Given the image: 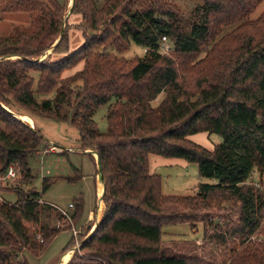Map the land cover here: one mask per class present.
<instances>
[{"label": "trees", "instance_id": "trees-1", "mask_svg": "<svg viewBox=\"0 0 264 264\" xmlns=\"http://www.w3.org/2000/svg\"><path fill=\"white\" fill-rule=\"evenodd\" d=\"M156 1L136 9L135 0H106L101 7L74 0L72 12L82 14L87 30L105 28L70 51L67 3L8 0L2 10L28 12L33 19L30 27L0 37V175L14 166L23 183L33 182L30 160L49 147L41 130L19 116L70 122L79 131L80 149L98 154L105 210L67 264H214L165 254L162 227L195 222L198 213L218 215L225 203L239 211L231 232L240 241L229 264H264V238L253 239L264 236V191L249 182L255 170L264 179V12L251 19L264 0H203V14L192 19ZM163 37L172 43L169 52H161ZM211 42L206 56L193 60ZM131 43L146 54L127 59L95 50L110 44L120 53ZM52 46L61 56L39 61ZM82 61L81 70L63 76ZM30 70L40 73L36 91ZM51 91L53 98L37 99ZM12 101L23 110L14 111ZM100 106L108 107L104 133L94 120ZM199 132L219 134L223 142L208 149L190 139ZM150 155L197 163L200 176L211 181L200 182L193 195H166L162 176L150 170ZM76 177L66 179L81 175ZM53 182L44 177L41 190L5 188L17 200L0 201V264H29L22 251L44 252L62 231L41 221L46 209H54L40 203ZM74 201L73 217L80 219L84 200ZM29 224L40 226L32 230Z\"/></svg>", "mask_w": 264, "mask_h": 264}, {"label": "rangeland", "instance_id": "rangeland-1", "mask_svg": "<svg viewBox=\"0 0 264 264\" xmlns=\"http://www.w3.org/2000/svg\"><path fill=\"white\" fill-rule=\"evenodd\" d=\"M43 3H48V0H42ZM60 3H67L65 5L66 12H69L72 0H58ZM106 0H95L99 7H101ZM8 3V0H0V37L7 36L14 31L17 26L30 27L32 23V15L28 12H8L2 10ZM203 0H159L158 5L165 9H177L180 16L185 19H192L195 14H203ZM148 5L157 6L156 0H135L133 6L136 9L146 7ZM264 12V2L259 5L251 15V19L258 18ZM66 25V43L69 50L73 51L82 46L90 37L98 36L101 26L96 31L87 30V25L83 21V16L78 12H71L67 17ZM65 27V26H64ZM236 27V24L223 27L222 32L217 37L219 41L222 37L229 34L230 31ZM57 42V40H55ZM215 42H211L202 48L200 54L196 55L193 60L199 61L203 59L207 52L213 47ZM46 44V42H45ZM164 50L161 52H169L168 48H172V43L169 38H162ZM95 50L110 51L117 54L119 58L132 59L135 57H142L146 54L143 46L136 43H131L130 47L117 53L114 45L107 44L98 45ZM48 56L52 58H59L61 54L53 53V46L48 48L46 52L38 59L42 61ZM21 57L12 56V59ZM84 67V61L74 66L69 72L80 70ZM64 71L65 74L69 73ZM29 74L34 77L33 90L36 91L40 73L38 71L30 70ZM82 83V81H78ZM75 86V84L73 85ZM55 96V91L46 94H37V99H51ZM164 97L160 94L156 100L153 101L155 106L159 105ZM12 98V96H11ZM13 100V98H12ZM12 109L16 112L23 110L22 107L12 101ZM108 111L107 106H100L95 114L94 120L97 122L100 132L107 131L106 114ZM35 118H40L38 121L39 128L43 130V134L50 138L57 146L55 152H48L39 158L38 153L30 160V168L32 174L35 176L34 181L30 183H23L20 169L16 168V177L7 178L6 173L0 175V199L1 202L14 203L17 200L15 192L5 191L6 189H15L20 187L24 191H29L33 188L41 190L42 181L44 177L53 178L54 182L51 187L42 195L44 200L49 204L59 207L68 211V206L74 199L82 196L83 210L80 219L74 218L73 214L75 208L70 210L74 225L66 226L60 230L44 252L33 253L29 249L22 251L21 255L26 257L29 264H60L62 262L61 256L64 249L70 244L69 251H75V247L82 244L83 240L88 238L96 228L95 215L98 210V192L101 194L99 185L98 166L96 161L93 160L90 154H85L77 151L76 138L78 135L77 128L70 122H58L51 119H44L40 115H35ZM42 120V121H41ZM49 122L50 125L44 126L41 122ZM32 125V124H31ZM35 125V124H34ZM0 126L4 124L0 121ZM36 128L37 125H35ZM38 128V129H39ZM75 137V138H74ZM190 139L203 145L208 149H212L215 145L223 142V136L216 133L199 132L190 136ZM73 143V145H72ZM72 146L74 151L68 152L64 147ZM50 147V146H49ZM48 147V149H49ZM63 147V148H61ZM80 149V145H79ZM64 153V154H63ZM150 170L153 173L160 174L163 182V193L166 195H193L195 194L198 184L200 182H210L208 178L201 177L199 174V167L197 163L187 162L184 159L166 158L159 155L150 156ZM81 175L75 181H68L67 177H74ZM254 183L258 188L264 191V179L261 177L260 172L255 170L249 180ZM100 188V189H99ZM99 189V190H98ZM4 192V193H3ZM99 194V195H100ZM40 203H47L43 200ZM46 209L41 216V221L54 227L60 218V210ZM105 203L102 202L101 211L104 213ZM187 213H191L190 210ZM218 215L211 216L208 213H198L195 222L190 223H164L162 227L163 235L161 240V247L163 252L169 256H198L207 262L214 264H229L234 249L239 244V236L232 234L231 227L235 220L238 219L239 211L229 203H225L222 207L218 208ZM103 216V215H102ZM102 219V218H101ZM98 224V223H97ZM32 230L38 226L29 224ZM73 226L78 231V238L75 237L72 229ZM89 226V227H88ZM264 236L259 234L253 237L254 240H261ZM78 241V242H77ZM72 242V243H71ZM74 252H72L71 257ZM68 254L64 255L62 264H67L68 260L65 258ZM70 255V254H69ZM70 257V258H71Z\"/></svg>", "mask_w": 264, "mask_h": 264}, {"label": "crops", "instance_id": "crops-1", "mask_svg": "<svg viewBox=\"0 0 264 264\" xmlns=\"http://www.w3.org/2000/svg\"><path fill=\"white\" fill-rule=\"evenodd\" d=\"M81 63V62H80ZM70 70V69H69ZM81 70V69H80ZM67 71V70H66ZM77 71H79V70H76V71H73V72H69V71H67V72H69V73H67V74H65V75H67V76H65V77H68V76H70V75H73V74H75ZM63 76H64V74H63ZM27 116V115H26ZM29 118H31L30 116H28ZM40 119V118H39ZM38 118H35L34 119V121H33V119L31 118V120H32V126L33 127H35V125H37V127L39 128V126H38V124H39V122L40 121H38L39 120ZM44 119H46V118H43V120ZM42 121V120H41ZM34 123H35V125H34ZM41 123H43L44 124V126H46L47 124L48 125H50L49 124V122H41ZM40 129V128H39ZM41 130V132H43V130L42 129H40ZM43 134V133H42ZM78 135H79V131H78ZM43 136L45 137V139L48 141V143H49V149H45V150H43V151H41V152H39L38 153V155H39V158L41 157V156H44L46 153H48V152H52V153H59V152H55V149H58L59 148V146H57L56 144H54V143H52L53 141L50 139V138H48L46 135H45V133L43 134ZM75 138V137H74ZM79 138H80V136H78L77 138H76V142H77V146H74V147H76L78 150L77 151H79V152H82V153H85V154H89L88 153V151L89 150H86V151H82L81 149H79ZM72 145H73V143H72ZM58 147V148H57ZM61 148H63V147H61ZM68 152H72V151H74V149L75 148H73L72 146H67V147H64ZM91 153V155L93 156V159H94V161H96V165H97V155L95 154V153H93V152H90ZM59 154H61V153H59ZM64 154V153H63ZM151 156V155H150ZM36 157V156H35ZM35 157H33V158H35ZM152 172V171H151ZM97 176H98V178H99V173L97 174ZM8 178V177H7ZM98 182H99V185L101 184V182L98 180ZM103 185V184H102ZM100 189V188H99ZM98 189V190H99ZM103 192H104V185H103ZM100 191V190H99ZM99 191H97L98 192V201H99V198L101 197H99ZM103 192H101L102 193V195H103ZM4 193V192H3ZM42 198H43V196H42ZM43 200H44V198H43ZM45 202H47L46 200H44ZM101 202H103V200L101 201ZM48 203V202H47ZM52 205V204H51ZM54 206V205H53ZM55 207V206H54ZM100 207H101V205L100 206H98V210L99 211H96V215H95V221H96V225H97V223H99L100 221H101V218H102V215H103V212L101 211L100 212ZM89 227V226H88ZM72 252H74V251H69L68 253H65V254H70V257H71V254H72ZM65 254H63L62 256H61V259H63V257H64V255ZM70 259V258H69ZM66 264V263H65Z\"/></svg>", "mask_w": 264, "mask_h": 264}, {"label": "built area", "instance_id": "built-area-1", "mask_svg": "<svg viewBox=\"0 0 264 264\" xmlns=\"http://www.w3.org/2000/svg\"><path fill=\"white\" fill-rule=\"evenodd\" d=\"M164 39H167L166 37H163ZM170 48H168L169 50ZM6 176L9 177V178H14L16 177V170L14 168V166H11L9 167L8 171L6 172ZM0 199L2 200V198L0 197ZM101 204V203H100ZM99 204V206H100ZM56 207V206H55ZM60 210V218L59 220L56 222V226L60 227V228H64L66 226H69V225H74L73 224V220H72V215H70V210L74 209L75 208V204L74 202H71L68 206V211L67 210H63L59 207H56ZM75 237L78 238V231L76 230V228L73 226V229H72ZM78 242V241H77ZM78 246H79V243H78Z\"/></svg>", "mask_w": 264, "mask_h": 264}, {"label": "water", "instance_id": "water-1", "mask_svg": "<svg viewBox=\"0 0 264 264\" xmlns=\"http://www.w3.org/2000/svg\"><path fill=\"white\" fill-rule=\"evenodd\" d=\"M73 5H74V0H72V2H71L70 10H69V12L67 13L66 18H67V17L69 16V14L72 12ZM1 59H2V58H0V60H1ZM88 152H93V153H95V154L97 155V166H98V170H99V181L101 182V184L104 185L103 174H102V168H101V162H100V160H99L98 154H97L96 152H94V151H91V150H89ZM102 196H103V195H102ZM102 196H101V199L99 200L98 204H100V202L103 200V199H102ZM80 245H81V244H80ZM80 245H79V246H76L74 250L78 249V248L80 247Z\"/></svg>", "mask_w": 264, "mask_h": 264}, {"label": "bare ground", "instance_id": "bare-ground-1", "mask_svg": "<svg viewBox=\"0 0 264 264\" xmlns=\"http://www.w3.org/2000/svg\"><path fill=\"white\" fill-rule=\"evenodd\" d=\"M19 118H21L23 121H26V122H28V123H30V124H32V120H31V118H29L28 116H26V115H21V116H19ZM100 188H102L103 189V185L102 184H100ZM101 189V192H103V190ZM100 196H102V193L99 195V197ZM101 199V197L99 198V200ZM101 204V206H102V202H100ZM100 212H101V207H100ZM70 258V255L68 254L67 256H66V258H65V261L66 260H68ZM64 261V257H63V259H62V262ZM62 262L60 263V264H62Z\"/></svg>", "mask_w": 264, "mask_h": 264}]
</instances>
